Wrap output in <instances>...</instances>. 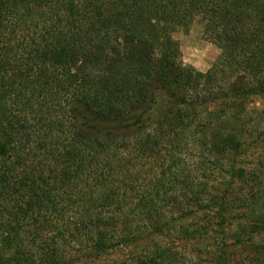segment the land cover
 <instances>
[{"label": "trees", "instance_id": "trees-1", "mask_svg": "<svg viewBox=\"0 0 264 264\" xmlns=\"http://www.w3.org/2000/svg\"><path fill=\"white\" fill-rule=\"evenodd\" d=\"M194 21L220 49L204 72L173 35ZM253 96L264 0H0V264L183 263L164 238L227 214L264 235Z\"/></svg>", "mask_w": 264, "mask_h": 264}, {"label": "rangeland", "instance_id": "rangeland-1", "mask_svg": "<svg viewBox=\"0 0 264 264\" xmlns=\"http://www.w3.org/2000/svg\"><path fill=\"white\" fill-rule=\"evenodd\" d=\"M173 35L179 43L182 62L194 66L197 70L202 72L208 70L220 55L219 47L204 34L201 24L196 21L189 26L188 30H178ZM246 102L245 115H249L252 121L248 125V145L241 154V162L245 169H249L257 167L261 162L264 164V99L253 96ZM262 184L264 186V180ZM230 214L241 217L239 212ZM235 218L226 215L222 236L214 231L218 229V225L217 219L212 218L213 221L209 223L208 233L204 239L196 241L181 237L179 239L166 237L164 242L178 254L183 255V263L177 264H214L213 259L217 254L222 256L224 264H264L262 249L264 235L250 237L246 234V228L240 232L237 229L238 219ZM205 220L199 214L196 223H204ZM114 257L110 258V261L124 260L130 255Z\"/></svg>", "mask_w": 264, "mask_h": 264}]
</instances>
